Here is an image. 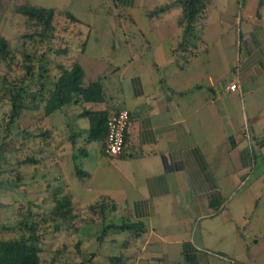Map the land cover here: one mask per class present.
<instances>
[{"label":"crops","instance_id":"crops-1","mask_svg":"<svg viewBox=\"0 0 264 264\" xmlns=\"http://www.w3.org/2000/svg\"><path fill=\"white\" fill-rule=\"evenodd\" d=\"M115 1L128 14L119 25L135 28L122 30L126 62L109 60L108 72L96 73L103 63L85 47L61 51V64H79L82 85L100 82L103 98L44 118L52 145L67 133L65 169L111 185L98 200L109 203L113 220L105 224L115 227L92 242L90 264H118L109 260L117 255L120 264H264V0H242L244 15L204 0L188 31L183 0ZM216 34L229 39L222 51H237L223 83L212 72ZM232 81L237 90L227 88ZM85 109L129 111L120 154L88 138ZM72 132L79 133L74 145ZM62 170L57 161L56 178ZM123 223L143 229L116 228Z\"/></svg>","mask_w":264,"mask_h":264},{"label":"rangeland","instance_id":"rangeland-1","mask_svg":"<svg viewBox=\"0 0 264 264\" xmlns=\"http://www.w3.org/2000/svg\"><path fill=\"white\" fill-rule=\"evenodd\" d=\"M26 1L61 10L60 14L54 16L53 38L50 43L40 37V23L28 19L16 10L18 4ZM218 1L219 9L228 14L244 15L240 11L242 0ZM65 10L69 15L65 14ZM119 15L125 17L128 14L115 0H0V37L7 41L9 47L7 58L0 57V239H24L39 245L40 264H72L94 250L92 242L102 233L103 225L113 219L108 215L103 219L98 209L91 212L88 206L98 200L99 192L107 191V187L111 185L108 178L101 179L103 182L98 185L96 179L89 181L74 169H65L67 133L58 135L57 147L51 144L55 139L52 140L48 122L42 118V105L37 113L21 111L14 122L10 123L11 103L6 87L10 82L19 85L24 79L26 82V78L28 81L30 78L26 74V67L33 64L34 83L31 82L29 88L37 90L39 81L35 82L34 79L42 53L47 56L49 69V78L44 79L46 84L43 100L48 96L47 89L52 80L59 73L56 64L62 62L63 49L85 47L88 55L98 56L99 62L103 64L99 65L96 73H101L99 69L103 66L105 68L102 69L107 70L112 59L126 62L130 48L121 42L122 30L135 28L128 24V20H124L122 23L125 27H121ZM173 22L176 23V20ZM236 28L235 25L234 29ZM217 36L216 43L219 46L210 53L216 57L212 72L223 83L233 76L232 68L238 61L237 51H222L220 47H227L230 42L226 35L221 37L216 34L215 37ZM117 45L121 47L118 49ZM48 46L51 48L48 49ZM56 149L59 151L58 157L53 155ZM29 157L40 160L38 163H24ZM57 161H60L63 173L56 178L54 168ZM17 182L19 185L14 187L12 183ZM60 185L64 186V191L67 192L66 187L71 191L75 216L69 222H62L54 213L60 195L56 190ZM260 193V203L264 205V187ZM239 195L243 196L241 198L246 197L244 192ZM257 199L258 197L255 201ZM103 200L105 201L100 199L98 202ZM104 205L107 211L111 209L107 201ZM99 217L102 218L99 222L92 221ZM32 236L37 239L34 240Z\"/></svg>","mask_w":264,"mask_h":264},{"label":"trees","instance_id":"trees-1","mask_svg":"<svg viewBox=\"0 0 264 264\" xmlns=\"http://www.w3.org/2000/svg\"><path fill=\"white\" fill-rule=\"evenodd\" d=\"M183 12L185 21V31H188L193 27L195 18L198 16L205 6L204 0H183ZM16 10L21 15H24L30 20L38 22L42 25L39 35L43 39L47 40L48 43L53 38L54 24L53 19L56 14H60L61 11H57L53 7H43L31 2H24L16 6ZM66 15H69L65 11ZM51 47L48 46V49ZM65 51V49H63ZM56 52H59L58 50ZM9 54V47L7 41L0 37V57L6 59ZM59 73L52 80L51 86L47 89L48 96L44 98V79L49 78V69L47 64V56L42 53L39 56V65L35 82L39 81V86L37 90L30 89L29 85L33 82V64H28L26 67V74L30 78L28 81L26 78L21 84H16L10 82L7 85V91L10 95L11 112L9 117V122L12 123L19 116V113L23 110L34 111L37 110L42 105L43 107V117L47 118L55 111H63L64 107L68 104L76 103L81 101L91 102L100 101L103 98L102 88L100 82H92L87 86L82 85L83 69L77 63L73 64L70 68H65L61 63L56 66ZM34 83V82H33ZM36 84V83H35ZM34 84V85H35ZM81 116L87 117L88 119V138L101 143L102 149L104 150V142L107 132V119L109 117L107 110H83L80 113ZM49 130V129H48ZM50 132V131H49ZM78 132H72L70 134V141L75 143V138L78 136ZM40 159L35 157H29L24 161V163H38ZM1 147H0V171H1ZM14 187H17L19 183H12ZM2 181H0V186ZM56 192L60 195L57 198L56 207L54 213L56 217L62 222H69L75 216L72 211V201L69 194L64 191V186L60 185L57 187ZM104 202H94L88 206V210L91 212H96L99 210L102 218L107 216V210ZM102 218L93 219V222H99ZM104 219V218H103ZM58 225H56L57 227ZM114 224H104L103 231L98 236L99 240L103 239L107 230L114 228ZM118 229H128L131 231L143 229L141 223H123L116 226ZM35 240L37 237L32 236ZM97 238V239H98ZM79 250V248H78ZM40 251L39 245L28 242L24 239H0V264H40ZM81 253V251H80ZM82 254V253H81ZM83 256V255H82ZM93 253L89 252L84 255L80 260L74 261L72 264H90L92 262ZM110 262L121 263V256H110Z\"/></svg>","mask_w":264,"mask_h":264},{"label":"built area","instance_id":"built-area-1","mask_svg":"<svg viewBox=\"0 0 264 264\" xmlns=\"http://www.w3.org/2000/svg\"><path fill=\"white\" fill-rule=\"evenodd\" d=\"M227 88L238 89V81H232ZM130 124V113L126 109H120L107 119V132L104 142V151L108 155H118L122 152L125 134Z\"/></svg>","mask_w":264,"mask_h":264}]
</instances>
